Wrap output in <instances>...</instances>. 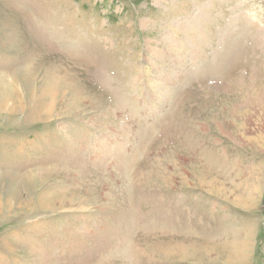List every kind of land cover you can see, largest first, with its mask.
Instances as JSON below:
<instances>
[{
	"label": "rangeland",
	"instance_id": "rangeland-1",
	"mask_svg": "<svg viewBox=\"0 0 264 264\" xmlns=\"http://www.w3.org/2000/svg\"><path fill=\"white\" fill-rule=\"evenodd\" d=\"M0 264H264V0H0Z\"/></svg>",
	"mask_w": 264,
	"mask_h": 264
},
{
	"label": "bare ground",
	"instance_id": "bare-ground-1",
	"mask_svg": "<svg viewBox=\"0 0 264 264\" xmlns=\"http://www.w3.org/2000/svg\"><path fill=\"white\" fill-rule=\"evenodd\" d=\"M6 99H7V97H6Z\"/></svg>",
	"mask_w": 264,
	"mask_h": 264
}]
</instances>
